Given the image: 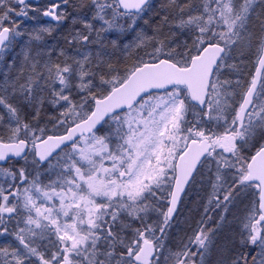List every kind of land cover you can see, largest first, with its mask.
<instances>
[{
  "label": "snow or ice",
  "instance_id": "snow-or-ice-1",
  "mask_svg": "<svg viewBox=\"0 0 264 264\" xmlns=\"http://www.w3.org/2000/svg\"><path fill=\"white\" fill-rule=\"evenodd\" d=\"M0 264H264V0H0Z\"/></svg>",
  "mask_w": 264,
  "mask_h": 264
}]
</instances>
